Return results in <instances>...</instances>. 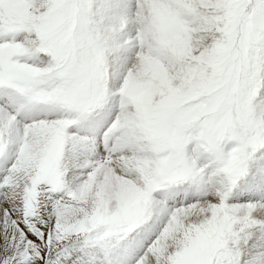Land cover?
I'll use <instances>...</instances> for the list:
<instances>
[{
  "label": "snow or ice",
  "instance_id": "6c2138e0",
  "mask_svg": "<svg viewBox=\"0 0 264 264\" xmlns=\"http://www.w3.org/2000/svg\"><path fill=\"white\" fill-rule=\"evenodd\" d=\"M0 264H264V0H0Z\"/></svg>",
  "mask_w": 264,
  "mask_h": 264
}]
</instances>
